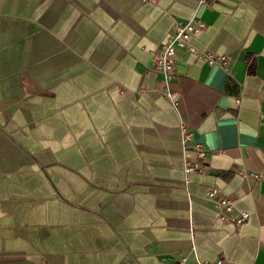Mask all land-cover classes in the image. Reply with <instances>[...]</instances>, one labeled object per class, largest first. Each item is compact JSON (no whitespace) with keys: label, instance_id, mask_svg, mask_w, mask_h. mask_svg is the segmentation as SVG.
Wrapping results in <instances>:
<instances>
[{"label":"crops","instance_id":"0c3cea01","mask_svg":"<svg viewBox=\"0 0 264 264\" xmlns=\"http://www.w3.org/2000/svg\"><path fill=\"white\" fill-rule=\"evenodd\" d=\"M193 16L231 74L178 50V110L152 54ZM182 118L209 149L189 181ZM182 256L264 264V0H0V264Z\"/></svg>","mask_w":264,"mask_h":264},{"label":"built area","instance_id":"2783aa9c","mask_svg":"<svg viewBox=\"0 0 264 264\" xmlns=\"http://www.w3.org/2000/svg\"><path fill=\"white\" fill-rule=\"evenodd\" d=\"M144 1V0H143ZM156 2V0H146ZM199 5H210L212 0H198ZM205 22L196 16L188 19V21H180L174 27V32L168 37V39L161 45L159 50H156L152 54L153 66L158 72L163 74V78L166 84L165 94L169 98L170 102L178 110L179 100L175 95L174 90L170 87L171 80L175 77L177 71L176 55L178 50L184 49L191 51L199 57H204L208 60L210 65L221 67L228 75L231 74V58L226 53H214L209 50H201L197 45H194L191 41L193 34L202 31L205 26ZM180 131H182V146L185 149L195 147L197 150V158H185L184 174L187 175V181L189 176L193 172L206 173L208 169V163L205 162L209 149L207 145L202 142L195 141L194 131L190 128V124L184 119L180 122ZM206 199L215 202L218 207L219 216L223 219H231L236 225L242 224L250 218V212L244 209L236 210L235 201L226 195L219 187H211L205 195ZM187 256H182L179 260V264L186 262ZM197 264H238L237 262L228 261L226 259L218 258L216 260H202L198 259Z\"/></svg>","mask_w":264,"mask_h":264}]
</instances>
